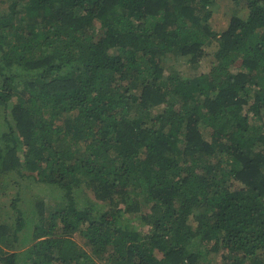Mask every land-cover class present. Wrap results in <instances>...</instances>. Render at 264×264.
Listing matches in <instances>:
<instances>
[{"label":"trees","instance_id":"1","mask_svg":"<svg viewBox=\"0 0 264 264\" xmlns=\"http://www.w3.org/2000/svg\"><path fill=\"white\" fill-rule=\"evenodd\" d=\"M215 1L0 0V183L58 193L0 220V264H264V0L219 33Z\"/></svg>","mask_w":264,"mask_h":264},{"label":"rangeland","instance_id":"2","mask_svg":"<svg viewBox=\"0 0 264 264\" xmlns=\"http://www.w3.org/2000/svg\"><path fill=\"white\" fill-rule=\"evenodd\" d=\"M211 14L206 22V26L213 33H219L224 30L228 25L230 17L235 13L241 17L246 15L245 11H236L230 0H216L215 3L210 7ZM216 48V42L212 46L208 47L209 52L214 51ZM170 64H174L173 67H168ZM206 63L200 62L196 64H184L182 60H171L168 61L164 68V75L167 78L169 75H178L181 77H191L202 72H206ZM176 97L169 96L168 102L175 99ZM164 103L157 105L153 108L152 113H162L164 110ZM11 119V117H9ZM12 120V119H11ZM15 174V175H14ZM4 182V183H3ZM0 183V220H10L17 213L19 209L32 212L33 206L36 201H42L45 209L49 210L55 207L56 197L58 193L49 188L46 184H39L33 179L25 177H19L16 173L11 172L4 176V181ZM89 197L93 198L91 192L87 193ZM101 205L106 208L108 202H100ZM149 210L148 205L141 206L138 212H131L127 214V218L131 220L133 225L137 226L139 217L141 214L147 213ZM73 239L86 251H90L85 245V241L75 233ZM225 253L220 251L215 258L214 263L222 264Z\"/></svg>","mask_w":264,"mask_h":264}]
</instances>
